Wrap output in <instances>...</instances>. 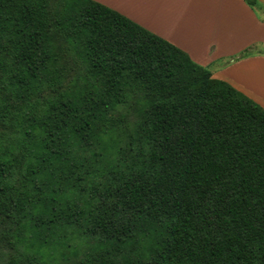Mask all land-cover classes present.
Listing matches in <instances>:
<instances>
[{"label": "trees", "instance_id": "1", "mask_svg": "<svg viewBox=\"0 0 264 264\" xmlns=\"http://www.w3.org/2000/svg\"><path fill=\"white\" fill-rule=\"evenodd\" d=\"M75 239L79 264H264V107L96 0H0V264Z\"/></svg>", "mask_w": 264, "mask_h": 264}, {"label": "crops", "instance_id": "2", "mask_svg": "<svg viewBox=\"0 0 264 264\" xmlns=\"http://www.w3.org/2000/svg\"><path fill=\"white\" fill-rule=\"evenodd\" d=\"M96 1L182 48L202 65L228 61L221 67H209L214 77L226 80L264 107V55L234 59L249 45L264 42V15L245 0ZM258 1L264 5V0Z\"/></svg>", "mask_w": 264, "mask_h": 264}, {"label": "rangeland", "instance_id": "3", "mask_svg": "<svg viewBox=\"0 0 264 264\" xmlns=\"http://www.w3.org/2000/svg\"><path fill=\"white\" fill-rule=\"evenodd\" d=\"M259 10H260L259 12L260 16L264 15V9H259ZM252 46L253 48L262 49L264 51V42H256L252 44ZM256 55H264V54H256ZM227 62L228 61L224 62L223 60H213L212 64H210V66L208 67L210 68L221 67L225 65ZM262 67H264V65ZM262 69L264 70V68ZM94 252L95 251L93 245L85 241H80L79 239H75L72 241V245L67 249L53 250L51 248L46 247L42 252H37L36 250H34L32 251L31 260H32V264H79L81 259H84L87 255Z\"/></svg>", "mask_w": 264, "mask_h": 264}]
</instances>
